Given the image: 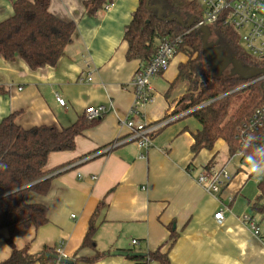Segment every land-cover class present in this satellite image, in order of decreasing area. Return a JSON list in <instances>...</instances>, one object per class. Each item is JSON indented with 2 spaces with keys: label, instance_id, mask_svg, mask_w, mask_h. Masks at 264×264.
Segmentation results:
<instances>
[{
  "label": "crops",
  "instance_id": "crops-1",
  "mask_svg": "<svg viewBox=\"0 0 264 264\" xmlns=\"http://www.w3.org/2000/svg\"><path fill=\"white\" fill-rule=\"evenodd\" d=\"M15 1L0 0V23L14 15ZM49 1L53 16L76 24L73 42L55 67L32 70L22 59L8 62L0 56V122L19 112L17 124L24 129L45 125L62 129L73 125L90 106L103 105L109 111L77 138L74 151L49 156L45 169L51 173L49 193H30L27 198L29 204L46 206L49 223L22 232L15 246L28 248L31 255L52 248L74 264H86L79 259L90 258L94 252L80 251V247L95 211L103 204L96 219V246L107 257L93 264H136L111 253L158 249L168 254L171 264H264V245L242 221L244 215L256 218L249 200L248 208H236L237 191L250 180L247 174H253L254 165L238 161L233 165L235 177L246 179L244 184L240 178L232 184L233 175L223 192L222 201L229 197L234 201L222 224L214 218L221 207L219 200L196 181L211 162L213 167H223L229 155L218 157V148L226 146L222 140L213 150L193 155L200 125L192 116L174 115L188 82H181L166 97L178 66L187 57L177 54L173 61L179 55L184 58L172 61L164 74L151 81L155 96L143 111L144 121L164 126L149 149H140L129 142L131 133L121 125L134 100L130 84L145 67L140 61H127L124 40L140 0H116L110 10L93 17L85 9L88 0ZM87 76L92 82L86 81ZM57 97L65 100L64 106ZM173 232L176 242L171 247ZM7 238L5 231L0 238V262L11 255ZM135 240L139 246L132 245Z\"/></svg>",
  "mask_w": 264,
  "mask_h": 264
},
{
  "label": "trees",
  "instance_id": "trees-1",
  "mask_svg": "<svg viewBox=\"0 0 264 264\" xmlns=\"http://www.w3.org/2000/svg\"><path fill=\"white\" fill-rule=\"evenodd\" d=\"M115 1L88 0L85 2L87 15L93 17ZM49 6V0H16L13 3L14 15L0 23V56L5 61L22 59L32 70L58 64L73 42L77 26L53 16ZM150 6H161L163 19L178 15L184 24L192 18L198 21L204 15L198 0H151ZM210 32L209 42L222 49L226 56L238 59L246 68L264 69V60L248 55L239 35L231 27L216 23L210 26ZM178 37L181 43L177 54H184L187 61L178 66L177 77L170 84L166 97L181 82L189 83L174 115L194 110L188 116L196 119L200 130L194 135L193 155L196 157L203 150H213L222 140L230 157L242 153L258 168L264 162V147L258 148L247 140L246 124L264 106V80L250 84L254 79L246 80L229 73L219 75L205 60L201 30H187L176 20L159 19L157 10L147 8V0H140L126 29V59L140 61L146 66L155 56L159 42ZM18 116L19 112L13 113L0 122V238L6 231V243L11 249L10 257L0 264H61L55 258L60 256L55 249L44 248L40 254L31 255L28 248L18 249L14 241L25 230L39 229L49 223L46 206L29 204L27 200L30 193L41 196L49 193L50 172L45 170L49 156L74 151L77 138L101 119L89 121L83 115L67 128L45 125L24 129L17 124ZM213 166L214 161L207 169ZM257 187L256 199L248 203L254 215L264 217V179L257 182ZM102 207L103 204L99 205L95 211L80 247V251H93L94 256L80 258L82 263L93 264L107 257L96 246V219ZM175 242L173 232L171 247ZM142 254L145 255L127 259L136 264H171L168 254L162 253L161 249Z\"/></svg>",
  "mask_w": 264,
  "mask_h": 264
},
{
  "label": "built area",
  "instance_id": "built-area-1",
  "mask_svg": "<svg viewBox=\"0 0 264 264\" xmlns=\"http://www.w3.org/2000/svg\"><path fill=\"white\" fill-rule=\"evenodd\" d=\"M198 1L204 10V15L202 19L195 22L194 29L210 28L216 23L229 26L239 35L241 45L248 55L264 60V0ZM112 6L113 4L107 5L104 10L108 11ZM180 43L181 39L179 37L159 42L153 59L134 76L130 84L133 89L134 100L127 117L122 121L121 125L126 127L131 133L129 142L136 143L140 149H149L153 145V136L164 126L146 123L143 111L147 105L153 102L155 96L151 81L169 69L171 62L177 55ZM81 77L84 78V74H81ZM92 80L91 76H87L86 81L92 82ZM261 80H264V78H260L258 81ZM57 101L61 106L65 105V100L57 97ZM108 111L109 108L103 105L90 106L85 110L84 115L87 120L93 121L104 118ZM192 111L183 114L188 115ZM246 131V138L250 143H253L258 148L264 147V106L246 124ZM235 160L240 162L241 165L250 164L248 158H244L242 153H237L230 157L223 167L205 169L196 179L199 186L207 194L215 196L221 204L219 211L214 216L218 224L223 223L224 214L230 211V205L234 201V197H229L224 202L221 197L232 181L233 176L229 173L228 166ZM92 180L95 181L96 178ZM242 221L252 232L253 236L264 245V217L260 216V219L256 220L251 215H244ZM132 245L139 246L140 242L135 240Z\"/></svg>",
  "mask_w": 264,
  "mask_h": 264
},
{
  "label": "water",
  "instance_id": "water-1",
  "mask_svg": "<svg viewBox=\"0 0 264 264\" xmlns=\"http://www.w3.org/2000/svg\"><path fill=\"white\" fill-rule=\"evenodd\" d=\"M150 3H151V0H147V8L149 10H157L159 19L165 20L166 22H171L173 20H176L180 24H182L187 30L193 28L195 21H196L195 18H192L188 24H184V21L178 15H170L168 18L163 19L162 7L161 6H150ZM201 32L203 33L202 47H203V55L205 57V60L209 66H211L215 71L218 72L219 75H222L224 71L226 70V68L229 65H232L234 70L231 72V75L239 76L240 78H243L246 80L254 79L250 84L257 82L260 78H264V69L246 68L241 64V62L238 59L234 57L226 56L225 53L222 51V49L212 45L209 42L210 36H211L209 27L202 28ZM240 89L236 91H239ZM234 92H231V93H234ZM111 255L122 256V257L127 258V257H141V256H144L145 254L135 253V252L115 251V252H112ZM55 258L61 264H74L73 261L62 258L61 256H55Z\"/></svg>",
  "mask_w": 264,
  "mask_h": 264
},
{
  "label": "rangeland",
  "instance_id": "rangeland-1",
  "mask_svg": "<svg viewBox=\"0 0 264 264\" xmlns=\"http://www.w3.org/2000/svg\"><path fill=\"white\" fill-rule=\"evenodd\" d=\"M213 45V44H212ZM184 58V56L179 55L177 56V58L173 61V64L178 63L179 61H181ZM233 66L229 65L226 70L224 71V73H229L231 74V72L233 71ZM193 118V117H192ZM194 120V122H196V124H198V122L196 121V119H192ZM218 152H219V156L218 157H226L227 158V149L226 146L223 145V147L218 148ZM230 158V156H229ZM228 158V159H229ZM237 160H235L234 162L230 163V165L228 166V171L229 173L234 177H235V167L233 166L235 164ZM249 166V165H246ZM255 167V166H254ZM259 170L257 171H253L252 173L247 174V176L250 178V180L248 182L245 183V176L242 177L241 175H238L237 177H235L232 181V184L237 182L238 178H240V180L242 181V184H244V187L237 191L239 194L237 195V200H236V208H248L247 205V201H254L258 195V187H257V182L261 181L264 179V162L258 167ZM252 174V175H251ZM241 184V185H242ZM258 216V217H257ZM259 215H256V219H259Z\"/></svg>",
  "mask_w": 264,
  "mask_h": 264
},
{
  "label": "clouds",
  "instance_id": "clouds-1",
  "mask_svg": "<svg viewBox=\"0 0 264 264\" xmlns=\"http://www.w3.org/2000/svg\"><path fill=\"white\" fill-rule=\"evenodd\" d=\"M257 170H259L257 167H254V168H253V171H257Z\"/></svg>",
  "mask_w": 264,
  "mask_h": 264
}]
</instances>
